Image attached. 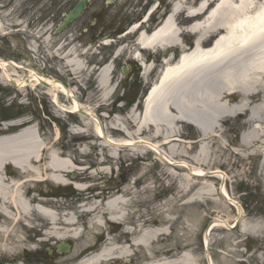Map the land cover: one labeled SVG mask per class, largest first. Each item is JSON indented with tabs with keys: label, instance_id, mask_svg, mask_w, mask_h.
Here are the masks:
<instances>
[{
	"label": "rangeland",
	"instance_id": "obj_1",
	"mask_svg": "<svg viewBox=\"0 0 264 264\" xmlns=\"http://www.w3.org/2000/svg\"><path fill=\"white\" fill-rule=\"evenodd\" d=\"M203 1L208 0H92L83 17L70 28L62 33H51V29H55L53 26L42 35L36 53L26 50L30 44L28 40L13 35V40L3 39L5 43L0 48V55L23 65L16 69L21 78H26L29 70L34 68L64 82L69 91H74L78 101L97 116L107 135L120 139L129 133L138 137L133 120H141L146 94L164 66L163 58L171 51L178 57L181 49L167 48L158 52L143 50L147 63L154 65L152 72L144 74V68L133 58L138 48L137 34H119L118 29L130 28L132 23L143 20L147 12L157 6L148 20L142 23V29L151 32L173 13L174 8H178L180 11L173 21L177 30L184 31L187 46H193L198 34L187 29L197 22L208 20L209 12L219 0L207 2L208 10L205 13L198 14L197 11L194 16H189ZM92 22L95 24L92 25ZM41 25L42 19L38 23V26ZM48 26L46 23L43 29H48ZM46 37L49 41L45 40ZM106 37L110 38L109 43L104 42ZM215 37L213 35L206 45L209 46ZM71 48L79 55L72 63H84L87 70L82 71L77 64L72 66L68 63L64 55ZM121 48L122 52L116 57V51ZM101 66L113 68L110 83L113 91L109 97L107 93H110V89L101 91L98 87V69ZM125 68L128 69L127 74ZM58 100V104L55 103L53 92L44 84H29L18 89L0 80V134L10 135L11 132L31 127L48 144L40 165L56 158L74 161L77 167L61 176L69 181L68 184L56 183L48 178L28 182L25 189H29L30 195H35L32 192L44 195V198H40L49 201L52 207L49 208L55 212L76 218L81 236L47 242L41 230L28 231L22 222L19 227L26 247L36 249H25L19 260L0 254V264H72L82 258V255L77 256L79 252H96L106 245L109 237L119 245L129 244L138 237L140 230L150 234L158 229L163 233L147 237L154 250L153 256L147 253L146 248L135 246L130 258L114 259L108 264H146L152 259L171 260L173 264H209L205 237L209 234L212 220L222 216L232 224V216L238 213L236 206L227 208L221 195L216 194L223 178H214L216 183L210 174L198 177L191 175L187 168L169 165L164 160L163 151L167 152L163 148L162 154H156L142 146L132 149L109 144L103 137L97 136L94 119L70 110L72 99L66 93H60ZM187 113L191 115V111ZM245 119L230 115L222 122L218 136L209 137H202L194 126L179 122L176 128L180 137L191 143L174 142L178 153L173 159L177 162L187 161L206 171L215 168L223 170L230 180L227 187L232 198L244 210V220L255 221L258 217H264V180L260 175L262 156L244 158L231 153L240 146L239 138L245 131ZM158 128L163 129L165 134L174 132L161 124ZM153 133L154 129H151L145 136H152ZM203 142L209 144L216 154L202 156L199 160L195 155ZM226 144H229L228 149H223ZM8 171L16 178L26 175L17 170ZM212 184L215 190L208 193L213 188ZM118 195L132 200L128 207L130 215L117 223H106L104 219L98 222V228L93 229L91 222L95 215L82 211ZM42 222V226L40 223L38 225L46 227V222ZM239 226L216 228L210 232L209 251L215 264H259L264 259V240L253 234L243 235L239 232ZM127 229L135 230V233L127 235ZM36 235L42 237L39 239ZM61 242L73 245L67 255L57 253ZM92 244L95 246H90ZM49 249L54 252L50 254ZM185 253L189 255L184 257Z\"/></svg>",
	"mask_w": 264,
	"mask_h": 264
},
{
	"label": "bare ground",
	"instance_id": "obj_2",
	"mask_svg": "<svg viewBox=\"0 0 264 264\" xmlns=\"http://www.w3.org/2000/svg\"><path fill=\"white\" fill-rule=\"evenodd\" d=\"M209 1L212 0L203 1L201 6L191 12L189 16H194V12L197 11L198 14L205 13L208 10L207 2ZM153 9L150 10V13H153ZM179 11L178 8H174L173 13L151 32L143 30L142 24L138 22L129 31V33L137 34L138 48L133 54V58L143 65L144 74L152 72L154 65L147 63L143 50L158 52L162 49L177 47L181 49L182 53L179 59L172 51L164 57V66L147 94L148 102L141 113V120H133L138 137L129 135V133L120 139L107 135L96 118L97 116L78 101L74 91H69L64 82L42 74L34 68L29 70L26 78H21L16 69L23 65L14 60H6L1 55L0 77L4 81L15 80L19 88H25L29 84L34 86L44 84L43 81H45L50 84L47 87L53 92L54 101L57 104L59 94L66 93L72 99L70 110L81 116L94 119L97 123V136L103 137L107 143H116L120 147H132V149L142 146L156 154H162L161 149L163 148L167 152L163 151L169 165L177 164L187 168L191 175L198 177L210 174L213 176L212 181L216 183L217 180L214 178H223L220 190L215 192L221 195L227 208L230 209L231 205L236 206L238 213L232 216L234 217L232 224L222 216L215 218L210 224L205 244L208 262L215 264L209 253L211 244L209 236L213 229H231L236 222L240 223L241 221L240 226L238 225L239 232L243 235L253 234L264 240V217H258L255 221L244 220V210L232 198L226 184L228 176L220 168L206 171L203 167L192 166L187 161L177 162L173 159L178 153L174 142L187 141L191 143L190 140L180 137L176 126L179 122H185L199 130L202 137L218 136L222 122L228 116L245 117L243 123L245 131L239 138L240 146L237 150H231V153L244 158L261 155L260 175L264 180V0L261 2L256 0H219L209 12L208 20L197 22L187 29L191 33L198 34L193 46H187L185 43L187 39L183 37L184 31L177 30L173 21ZM41 35L44 33L35 35V37L38 38ZM213 35L216 37L207 46L206 43ZM45 40L49 41V38L46 37ZM104 42L109 43L110 40ZM30 44L32 49L27 48L26 50L36 53L37 43L33 41ZM121 52L122 48L116 51L115 56L118 57ZM78 56L74 48L64 55L72 66L77 64L72 62ZM83 64L78 63L77 65L82 71H85L87 68ZM112 72L111 66H101L98 69L97 83L101 91L110 89ZM112 91L113 88L109 90L110 93H107L108 97ZM83 109L90 113L83 112ZM190 111L191 115L185 114ZM159 124L174 132L165 134L163 129L158 128ZM151 129H154L153 135L145 136ZM10 134H0V254L11 256L13 260H19V256L25 249H36L32 246L26 247L23 233L19 227L22 222H27L32 227H40L36 223L37 220L46 222V225L49 226L45 232L47 242L75 239L81 236L76 218L71 219L68 214L55 212L49 208L51 207L49 201H45L36 194L30 195L29 189H25L28 182H39L48 178L56 183L68 184L69 181L61 176L67 175L71 168L77 166L69 158L67 161L58 158L47 160L43 166L40 165L48 144L41 134L31 127ZM228 146L229 144L223 145V149H228ZM171 152L172 154H170ZM197 153L195 157L200 160L202 156L208 157L210 154H216V151L209 144L203 142L199 145ZM10 169L26 175L23 176L24 178H16L9 175L8 170ZM212 185L213 188L208 193L215 190V185ZM131 203L130 198L118 195L82 212H86L87 215H95L92 218L91 226L96 229L100 225L98 222L104 219L106 223H117V221L127 219V215H130L128 207ZM99 217L101 218L98 219ZM21 227L24 228L23 225ZM125 233L132 235L135 230L127 229ZM162 233L161 229L150 234H145L143 230H140L138 237L133 238L129 244L122 245L117 244L114 238L109 237L105 246L72 264H108L114 259H128L133 255L132 248L135 246L146 248L147 253L153 256L154 250L150 247L147 237H156ZM188 255L185 253L184 257ZM188 258L191 259L190 256ZM163 260L152 259L146 264L174 263L171 260ZM259 264H264V259L260 260Z\"/></svg>",
	"mask_w": 264,
	"mask_h": 264
},
{
	"label": "flooded vegetation",
	"instance_id": "obj_3",
	"mask_svg": "<svg viewBox=\"0 0 264 264\" xmlns=\"http://www.w3.org/2000/svg\"><path fill=\"white\" fill-rule=\"evenodd\" d=\"M78 1L80 0H0V48L4 47L3 39H12L11 35L6 36L8 32L28 41L32 39V34L46 32L53 26L55 29H51V33H57V27ZM86 10L75 22L83 17ZM40 19L42 25L38 26ZM46 23L49 25L48 29H43Z\"/></svg>",
	"mask_w": 264,
	"mask_h": 264
},
{
	"label": "water",
	"instance_id": "obj_4",
	"mask_svg": "<svg viewBox=\"0 0 264 264\" xmlns=\"http://www.w3.org/2000/svg\"><path fill=\"white\" fill-rule=\"evenodd\" d=\"M88 0H81L80 2H78L76 4V6L68 13V15L65 17L64 21L60 24L58 31H61L62 29H64L66 26H68L69 24H71L81 13L82 11L85 9L86 5H87ZM125 73H127L126 68H125ZM12 83L14 85H16V83L14 81H12ZM43 83L46 86H49V83H46L45 81H43ZM70 250V245L69 244H61L58 251L59 252H68Z\"/></svg>",
	"mask_w": 264,
	"mask_h": 264
},
{
	"label": "trees",
	"instance_id": "obj_5",
	"mask_svg": "<svg viewBox=\"0 0 264 264\" xmlns=\"http://www.w3.org/2000/svg\"><path fill=\"white\" fill-rule=\"evenodd\" d=\"M119 32H121L122 30L118 29Z\"/></svg>",
	"mask_w": 264,
	"mask_h": 264
}]
</instances>
